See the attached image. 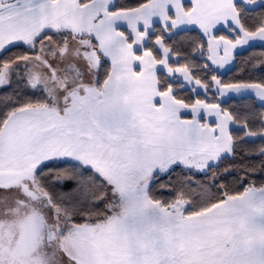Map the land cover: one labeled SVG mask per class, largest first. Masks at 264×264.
I'll return each mask as SVG.
<instances>
[{"label":"snow or ice","instance_id":"obj_1","mask_svg":"<svg viewBox=\"0 0 264 264\" xmlns=\"http://www.w3.org/2000/svg\"><path fill=\"white\" fill-rule=\"evenodd\" d=\"M0 264H264V0H0Z\"/></svg>","mask_w":264,"mask_h":264},{"label":"trees","instance_id":"obj_2","mask_svg":"<svg viewBox=\"0 0 264 264\" xmlns=\"http://www.w3.org/2000/svg\"><path fill=\"white\" fill-rule=\"evenodd\" d=\"M258 51V50H257ZM236 72V69L234 68L232 72H229L227 73L225 76H224V79H228L229 77L233 76Z\"/></svg>","mask_w":264,"mask_h":264},{"label":"crops","instance_id":"obj_3","mask_svg":"<svg viewBox=\"0 0 264 264\" xmlns=\"http://www.w3.org/2000/svg\"><path fill=\"white\" fill-rule=\"evenodd\" d=\"M190 118V117H189Z\"/></svg>","mask_w":264,"mask_h":264}]
</instances>
